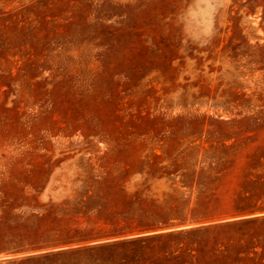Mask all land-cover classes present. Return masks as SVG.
I'll return each instance as SVG.
<instances>
[{"label": "rangeland", "instance_id": "rangeland-1", "mask_svg": "<svg viewBox=\"0 0 264 264\" xmlns=\"http://www.w3.org/2000/svg\"><path fill=\"white\" fill-rule=\"evenodd\" d=\"M254 206L264 0H0V264ZM182 239L111 264H264V225Z\"/></svg>", "mask_w": 264, "mask_h": 264}, {"label": "trees", "instance_id": "trees-1", "mask_svg": "<svg viewBox=\"0 0 264 264\" xmlns=\"http://www.w3.org/2000/svg\"><path fill=\"white\" fill-rule=\"evenodd\" d=\"M263 225L264 206L233 208L220 214L211 222L210 217L199 218L190 226L182 224L136 226L127 232L98 238H80L58 243L50 248L38 247L29 252L13 249L10 253L13 256L21 255V257L11 259V263L64 259L73 264H111L113 256L145 251L149 247L166 246L167 250H164L163 254H173L187 246L186 239L182 238L207 232L210 229Z\"/></svg>", "mask_w": 264, "mask_h": 264}]
</instances>
